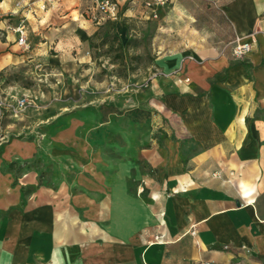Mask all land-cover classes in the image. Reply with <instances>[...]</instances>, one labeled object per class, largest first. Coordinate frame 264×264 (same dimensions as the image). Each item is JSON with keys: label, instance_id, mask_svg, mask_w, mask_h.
I'll list each match as a JSON object with an SVG mask.
<instances>
[{"label": "crops", "instance_id": "0c3cea01", "mask_svg": "<svg viewBox=\"0 0 264 264\" xmlns=\"http://www.w3.org/2000/svg\"><path fill=\"white\" fill-rule=\"evenodd\" d=\"M15 1L0 0V70L35 61L63 94L38 109L42 135L0 143V264H264V0H170L156 17L121 0L100 23L89 1ZM24 15L27 49L10 29ZM132 20L155 25L148 80L85 100L67 79L90 36L126 39Z\"/></svg>", "mask_w": 264, "mask_h": 264}, {"label": "rangeland", "instance_id": "374dc122", "mask_svg": "<svg viewBox=\"0 0 264 264\" xmlns=\"http://www.w3.org/2000/svg\"><path fill=\"white\" fill-rule=\"evenodd\" d=\"M169 2L170 0H167L165 5ZM12 16L0 11V20ZM125 24L126 39H120L113 29L106 25L97 26L86 48V57L89 59L80 63L76 74L68 77L69 83L73 84L75 91L85 100L98 98L109 102L117 94L127 93L132 87L143 85L148 80L154 59L155 25L143 20H132ZM45 68L43 65H36L35 61L25 60L0 70V96L12 99L24 96L29 101L21 113L22 116H3V130H7V127L12 130L6 133V138L24 135L25 131L22 129L28 130L31 125L34 126V135H42L41 133L45 132L48 120L37 122V111L47 109L48 101L53 99V96L61 99L63 94L62 82L52 85L56 83L55 78L58 76L45 74ZM62 81H65L64 78ZM24 125L25 127H22ZM20 127L21 131H18Z\"/></svg>", "mask_w": 264, "mask_h": 264}, {"label": "built area", "instance_id": "2783aa9c", "mask_svg": "<svg viewBox=\"0 0 264 264\" xmlns=\"http://www.w3.org/2000/svg\"><path fill=\"white\" fill-rule=\"evenodd\" d=\"M89 1L92 6L90 9V17L95 23L105 22L108 20H116L120 13L121 0H85ZM167 0H145L144 6L150 11L152 17L157 16V9L164 5ZM57 0H16L15 8L24 9L27 13L34 14L36 10L45 11L55 7ZM36 4V5H35ZM14 13H10L12 15ZM27 16L19 18L18 22L11 26L10 29L17 34L16 42L23 48H28L27 42ZM252 41H243L239 37H235L232 46V55L236 58L245 57L251 51ZM29 104V101L24 96L20 97H1L0 96V143L5 141L6 132L2 128V118L6 114L11 117H19L23 109ZM194 233V231H192ZM207 264H214L208 262Z\"/></svg>", "mask_w": 264, "mask_h": 264}]
</instances>
